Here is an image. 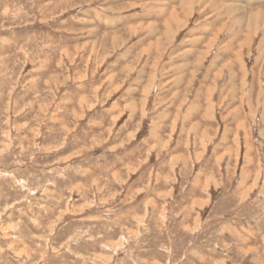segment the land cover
I'll list each match as a JSON object with an SVG mask.
<instances>
[{
  "label": "rangeland",
  "instance_id": "rangeland-1",
  "mask_svg": "<svg viewBox=\"0 0 264 264\" xmlns=\"http://www.w3.org/2000/svg\"><path fill=\"white\" fill-rule=\"evenodd\" d=\"M263 18L0 0V264H264Z\"/></svg>",
  "mask_w": 264,
  "mask_h": 264
},
{
  "label": "bare ground",
  "instance_id": "bare-ground-1",
  "mask_svg": "<svg viewBox=\"0 0 264 264\" xmlns=\"http://www.w3.org/2000/svg\"><path fill=\"white\" fill-rule=\"evenodd\" d=\"M190 1H191V0H190ZM206 1H208V0H206ZM188 2H189V1H188ZM188 2H187V3H188ZM187 3H186V4H187ZM196 3H197V2H196ZM209 3H210V2H209ZM214 3H215V2H214ZM186 4H185V6H186ZM190 4H191V2H190ZM197 4H198V3H197ZM183 5H184V3H183ZM187 5H188V4H187ZM203 5H204V4H203ZM188 6H189V5H188ZM208 7H209V6H208ZM193 8H194V7H193ZM196 8H197V7H196ZM202 8H203V7H202ZM204 8H205V7H204ZM204 8H203V9H204ZM235 8H236V7H235ZM235 8H234V6H233V7H230V11H231V13H233V11H234ZM186 10H187V9H186ZM212 10H213V9H212ZM235 10H236V9H235ZM184 11H185V10H184ZM188 11H189V10H188ZM190 11H191V10H190ZM193 11H194V9H193ZM227 11H228V10H227ZM237 11H238V10H237ZM254 12H255V11H254ZM186 13H187V12H186ZM252 13H253V12H252ZM256 14H257V13H256ZM256 14H254V15L256 16ZM173 15H175V18H176V19H179L178 12H175ZM254 15L252 14V17H254ZM176 16H178V17H176ZM257 16H258V15H257ZM239 17H241V15H240ZM239 17L237 16V18H239ZM258 17H259V16H258ZM171 18H172V17H171ZM180 18H182V17H180ZM184 18H185V17H183V19H184ZM243 18H244V16H243ZM185 19H186V18H185ZM185 19H184V20H185ZM241 19H242V18H241ZM241 19H240V20H241ZM255 19H256V18H255ZM258 19H259V18H258ZM263 19H264V18H263ZM263 19H262L261 21L258 20V22H262ZM117 20H118V19H117ZM171 20H172V19H171ZM234 20H236V19H234ZM238 20H239V19H238ZM240 20H239V21H240ZM242 20H243V19H242ZM182 21H183V20H182ZM253 21H254V19H253ZM178 22H179V20L177 21V23H178ZM180 22H181V21H180ZM233 22H234V21H233ZM170 23H171V22H170ZM234 23H235V22H234ZM240 23H241V22H240ZM240 23H238V21H237V24H240ZM242 23H243V22H242ZM251 23H252V22H251ZM253 23L255 24V22H253ZM262 23H263V22H262ZM262 23H260V24H262ZM178 24H179V23H178ZM243 24H244V23H243ZM257 24H258V23H257ZM251 25H252V24H251ZM251 25H250V26H251ZM172 26H173V25H172ZM179 26H180V24L178 25V27H179ZM182 26H183V25H182ZM242 26H243V25H242ZM258 26H260V25H258ZM231 27H233V26H231ZM240 27H241V26H240ZM256 27H257V26H256ZM256 27H255V28H256ZM261 27H262V26H261ZM180 28H181V27H180ZM251 28H253V26H252ZM258 28H260V27H258ZM166 29H167L166 32H168V33H167V37H170L171 35H173L172 31H173L174 29L171 30L170 27H167ZM178 29H179V28H178ZM181 29H182V28H181ZM260 29H261V28H260ZM175 31H177V29H175ZM166 32H165V33H166ZM235 32H237V31H235ZM254 32H255V31H254ZM150 34H151V33H150ZM164 41H165V40H164ZM169 41H170V40H169ZM162 46H163V45H162ZM164 49H165V48H164ZM205 50H206V49H205ZM228 73H229V72H228ZM220 76H221V75H220ZM231 78H232V77H231ZM229 79H230V78H229ZM233 79H234V78H233ZM212 106H213V105H212Z\"/></svg>",
  "mask_w": 264,
  "mask_h": 264
}]
</instances>
